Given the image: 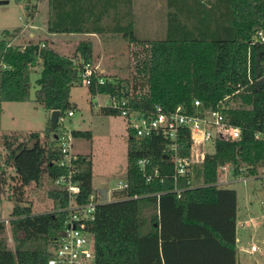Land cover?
<instances>
[{
    "label": "trees",
    "instance_id": "trees-1",
    "mask_svg": "<svg viewBox=\"0 0 264 264\" xmlns=\"http://www.w3.org/2000/svg\"><path fill=\"white\" fill-rule=\"evenodd\" d=\"M16 1L23 3L31 19L38 0ZM50 9V32L85 30L62 25L60 0H50ZM180 14V20L169 18L164 39H139L127 29L123 37L136 44L131 51L132 70L124 78H106L103 84L96 83L94 75L90 84L83 81V68L93 59L90 41H80L73 54L66 56L46 43H13L18 28L2 31L0 123L3 102L28 100L31 74L37 72L35 101L49 113L60 110V118L75 106L69 99L70 88L84 85L90 97L111 94L121 106L142 111L178 103L191 111L196 98L205 107L222 101L230 122L242 130L238 140H217L206 154L201 170L206 185L185 189L178 197L172 191V165L162 152L161 138L137 137L128 127L127 187L115 192L114 200L98 204L87 224L94 264H237V194L215 183L220 165H233L235 174L239 167L244 174H256L264 165V140L254 137L264 128V0L192 2L182 4ZM98 112L120 115V109L108 107ZM59 120L56 128L49 121L43 131L25 136L1 132L0 126L4 161L13 169L6 199L13 202L8 224L15 241L13 248L7 246L6 224L0 221V264H48L66 227L71 198L54 185L57 177L69 172L60 165L62 155L55 138L62 131ZM71 135L91 138L89 130H73ZM187 147L188 141L181 154L187 153ZM140 158L149 159L145 171L150 180L137 164ZM74 166L78 172L73 179L80 190L73 201L81 205L93 193L92 162L89 156L76 154ZM32 182L48 184L49 210L34 211L26 198Z\"/></svg>",
    "mask_w": 264,
    "mask_h": 264
},
{
    "label": "rangeland",
    "instance_id": "rangeland-1",
    "mask_svg": "<svg viewBox=\"0 0 264 264\" xmlns=\"http://www.w3.org/2000/svg\"><path fill=\"white\" fill-rule=\"evenodd\" d=\"M7 1L6 4H0V38L3 30L11 31L18 28L21 31H25L31 24V20L26 17L22 2H17L16 0ZM43 41L49 46V40ZM128 45L130 47V43ZM135 47L136 44H132L129 49H126L128 52L125 57L127 54L134 57L131 55V49L134 50ZM69 51H72V49ZM103 57L117 58L111 55V52H105ZM94 61L93 53V66ZM132 67L122 61L120 66L106 68L118 73L117 76L124 78L130 74ZM99 68L100 66L97 69ZM37 76V72L31 74L32 87L28 100L3 102L0 123L1 132L18 133L25 136L30 131H43L48 126L50 113L35 101L36 85L34 82ZM69 99L75 104L71 108L73 115L68 116L65 113L59 120L58 130H65L69 133L73 153L77 152L89 156L92 162L93 194L100 195V190L105 189L107 200H114L117 186L125 182L127 139L129 136L127 131L128 123L122 115H104L99 113L98 108L94 106L96 97H90L84 85L72 86L69 90ZM73 130H89L91 138L87 139L84 136L72 137L71 131ZM207 149L211 151L212 147L210 146ZM0 153L2 154L0 159V221H4L6 224L5 242L7 246L13 248L15 241L8 224L13 202L6 199L10 183L9 176L13 174V169L5 164V151L1 146ZM3 176H5V183L1 180ZM219 179H228L230 182L224 186L236 191L237 221L252 218L255 222V228L236 225L237 264H264V181L256 177L243 182L226 172H221ZM47 189L48 184L46 183L39 186L32 182L28 185L26 198L32 202L34 211L49 210L50 201L47 198ZM252 244L258 247L257 251H249Z\"/></svg>",
    "mask_w": 264,
    "mask_h": 264
},
{
    "label": "built area",
    "instance_id": "built-area-1",
    "mask_svg": "<svg viewBox=\"0 0 264 264\" xmlns=\"http://www.w3.org/2000/svg\"><path fill=\"white\" fill-rule=\"evenodd\" d=\"M261 40H264L261 37ZM44 46V44H42ZM98 69L92 64H86L82 71L85 85L90 84V78L96 76V83L103 84L106 78L99 75ZM94 106L97 108L108 107L120 109L129 129L137 137L147 138L152 135L160 137L163 143L162 152L169 159L172 165V191L180 196V192L185 189H192L199 186H205L201 173L202 165L206 154L213 151L214 142L217 140H238L242 135L239 126L230 122L222 101L217 102L214 107H205L200 99H194L192 110L190 111L183 103H178L171 108L163 109L161 106H155L149 111L137 110L129 106L120 105L119 100L111 94H96ZM72 116L71 111L67 112ZM72 136V135H71ZM256 139L264 140V128L255 133ZM57 144L59 146L62 159L61 166L69 168L67 175H61L54 180V185L65 189L70 195L68 209L71 211L67 219L66 227L61 231L57 238V244L54 246L52 257L48 264H94V243L91 233L87 230L88 222L94 219L95 208L98 204L108 202L103 201L101 195L91 194L85 204H75L73 198L78 194L80 188L78 181L73 179V175L78 172L74 166L76 154L72 152V143L69 133L62 130L56 134ZM187 153L181 154V150L187 144ZM212 150H208V147ZM148 158H140L137 164L146 175V165ZM219 177L221 172L231 174L239 180L246 182L252 178L259 177L264 181V165L258 169L256 174H244L242 168H238L235 174V167L231 164L220 165ZM157 170H155V174ZM147 180L151 175H146ZM228 179H218L217 186H224L229 183ZM127 187L126 180L123 184L117 186V191L124 190ZM137 197V195L133 196ZM236 225L246 228H255V222L252 218L245 220H236ZM255 244L250 246V252L257 251Z\"/></svg>",
    "mask_w": 264,
    "mask_h": 264
},
{
    "label": "crops",
    "instance_id": "crops-1",
    "mask_svg": "<svg viewBox=\"0 0 264 264\" xmlns=\"http://www.w3.org/2000/svg\"><path fill=\"white\" fill-rule=\"evenodd\" d=\"M60 1L62 25L82 26L84 31L50 32L48 30V20L52 16L50 0H38L37 11L30 19V26L25 31L19 29V33L12 42L17 44H26L29 41L45 43L43 40L47 39L49 46L59 54L70 56L73 54L74 46L82 40H87L92 44L94 66L96 68L100 66L98 71L105 78H121L117 76L118 73L110 71L106 67L120 66L122 61H125L128 66H133L135 57H131L129 54L125 57L128 52L126 49L134 44L130 42L129 47V42L123 37L127 29H131L139 39H164L168 34L169 18L178 20L182 18L180 14L182 4L187 6L192 2L208 3L213 0ZM41 36L43 37L41 38ZM70 49L72 51H69ZM105 52H111V55L117 58H104ZM75 154L80 153L76 152Z\"/></svg>",
    "mask_w": 264,
    "mask_h": 264
},
{
    "label": "water",
    "instance_id": "water-1",
    "mask_svg": "<svg viewBox=\"0 0 264 264\" xmlns=\"http://www.w3.org/2000/svg\"><path fill=\"white\" fill-rule=\"evenodd\" d=\"M7 0H0V4H6ZM60 118V110L55 109L50 112V127L56 128L58 120ZM100 195L103 201H106L107 199V192L105 189L100 190Z\"/></svg>",
    "mask_w": 264,
    "mask_h": 264
}]
</instances>
